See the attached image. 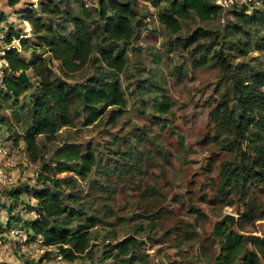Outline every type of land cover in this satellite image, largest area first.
Listing matches in <instances>:
<instances>
[{"label": "rangeland", "instance_id": "obj_1", "mask_svg": "<svg viewBox=\"0 0 264 264\" xmlns=\"http://www.w3.org/2000/svg\"><path fill=\"white\" fill-rule=\"evenodd\" d=\"M72 1L77 8L78 2ZM129 2L144 24L129 44L120 42L126 53V65L119 74L126 105L115 111V118L110 110L116 107H111L93 124L84 125L78 118L73 126L60 127L54 140L37 137L41 158L33 162L21 140L29 91L17 104L0 102L4 120L0 143L8 152L0 157V172L10 180L0 182V226L5 228L9 217L17 222L32 217L22 204L12 211L4 207L10 202L4 195L7 190L34 186L44 160L51 161L58 147H89L100 164L86 179L78 181L71 172L56 176L76 178L75 192L88 205V214L102 219L92 231L90 258L67 262L51 246L52 255L44 257L34 238L5 229L0 233V264H88L91 259L110 264L112 259L102 256L105 244L127 236L139 240L136 254L144 264H214L219 244L212 231L225 216H232L230 226L239 233L261 236L264 232V183L250 187L245 201L233 192L228 196L232 203L217 197L220 162L229 153L218 147L220 135L209 115L226 83L219 61L211 57L213 51L222 49L240 76L247 77L251 67L264 72V6L258 7L255 19L251 9L242 17L230 11L241 4L233 0L215 18L202 20L192 14L182 19L180 31L173 34L158 20L162 2ZM31 3L38 8L37 0H22L13 9L0 1V30L5 36L9 28L29 36L31 28L20 12ZM194 31L211 33L200 40L199 49L183 47L184 38ZM22 53L25 58L30 55ZM98 65L88 62L69 81L82 82L95 75ZM58 66L53 61L55 71ZM25 74L34 81L30 71ZM22 200L32 203L25 194ZM248 205L254 206L259 219L241 216Z\"/></svg>", "mask_w": 264, "mask_h": 264}, {"label": "trees", "instance_id": "obj_2", "mask_svg": "<svg viewBox=\"0 0 264 264\" xmlns=\"http://www.w3.org/2000/svg\"><path fill=\"white\" fill-rule=\"evenodd\" d=\"M21 1L5 0L10 7ZM74 1L78 2L77 8L72 0H37L38 8L31 3L27 10L20 12L31 28L30 35L20 38V51L5 52L7 89L0 91V102L17 104L29 91L21 140L33 162L41 158L37 137L54 140L60 127L73 126L78 118H82L84 125H90L106 109L116 107L110 110L111 118H115V111L126 105L119 79L126 65V53L120 42L129 44L144 23L129 0H94L91 4L85 0ZM153 2L164 4L157 17L173 34L180 31V21L192 14L209 20L222 13V7L215 0ZM250 7L240 4L230 11L247 17L251 9L255 19L259 6ZM209 32L194 31L184 38L183 47L194 45V49H199L200 40ZM20 34L9 28L5 42L10 43ZM26 51L30 54L28 58L22 55ZM222 52V49L215 50L211 57L220 63L221 76L226 78L225 89L211 106L209 115L215 132L220 135L218 147L229 153L220 162L217 197L232 203L229 193L238 194L239 199L245 201L250 187L264 183V72L251 67L247 77L240 76L237 66H232ZM53 61L58 62V71L53 68ZM91 61L99 64L95 75L82 82L69 81ZM27 71L34 77L31 84L21 82L18 77L19 73ZM167 105L164 101V110ZM0 108H3L2 103ZM3 121L1 117L0 124ZM99 164L100 159L89 147L84 150L77 144L58 147L51 161L44 160L34 186L18 185L4 193L10 201L4 204L8 211L22 204L27 211L34 210L36 216L18 222L9 217L5 228L0 226V233L18 224L28 234L27 238L40 235L44 245L54 247L56 255L67 262L90 258L92 231L102 219L95 213L88 214V205L75 190L78 181L86 179ZM62 172L75 174L78 181L70 176H56ZM23 194L33 198L35 203L23 202ZM241 216L250 221L259 219L253 205H248ZM212 234L219 244L214 264H263L264 232L261 236H247L233 230L227 221H220ZM139 248V240L127 236L105 244L102 256L112 259L110 264H144L136 254ZM51 253L47 251L43 256L50 257ZM88 264L97 263L91 259Z\"/></svg>", "mask_w": 264, "mask_h": 264}, {"label": "built area", "instance_id": "obj_3", "mask_svg": "<svg viewBox=\"0 0 264 264\" xmlns=\"http://www.w3.org/2000/svg\"><path fill=\"white\" fill-rule=\"evenodd\" d=\"M233 0H215V2L217 4H219L221 7L228 5L229 3H231ZM241 4H248V5H253V6H260L263 5L264 6V0H239ZM262 2V3H261ZM22 37H28V35L26 36V34L22 35L20 34L19 37H13L10 43H6L5 40L7 38V36H5V33L3 30H0V91H5L7 89V85H6V75H7V71H8V62L6 60L5 56V52L9 49H17V50H21V45H20V38ZM8 155L7 150L2 146V144L0 143V157H4ZM12 158L7 160V162H12ZM0 182L2 183H9L10 180L5 176L2 175V173L0 172ZM34 201V202H33ZM35 203V200L32 198V204ZM29 214L32 215V217L36 216V213L34 210H29L28 211ZM9 232L10 233H14L17 234L18 233H22L23 236H25L27 238V233L24 231V229L19 228L18 226H10L9 228ZM34 241L36 243H38V248L37 251L42 253V255H44L47 251H49L50 246H46L43 243V239L40 235H37L36 237H34ZM60 258L61 256L58 255Z\"/></svg>", "mask_w": 264, "mask_h": 264}, {"label": "water", "instance_id": "obj_4", "mask_svg": "<svg viewBox=\"0 0 264 264\" xmlns=\"http://www.w3.org/2000/svg\"><path fill=\"white\" fill-rule=\"evenodd\" d=\"M19 79L21 80V82L23 83H27V84H31L32 82L29 80V78L27 77V75L24 72H21L18 74ZM229 223V225H231L232 223V216H225L221 221H226Z\"/></svg>", "mask_w": 264, "mask_h": 264}, {"label": "crops", "instance_id": "obj_5", "mask_svg": "<svg viewBox=\"0 0 264 264\" xmlns=\"http://www.w3.org/2000/svg\"><path fill=\"white\" fill-rule=\"evenodd\" d=\"M1 1H3V3H5V7H6V9H13L14 7H10V6H8L7 4H6V2H5V0H1ZM16 7V6H15ZM9 20V19H8ZM6 21H7V19H6ZM9 21H11V20H9ZM30 35V34H29Z\"/></svg>", "mask_w": 264, "mask_h": 264}]
</instances>
